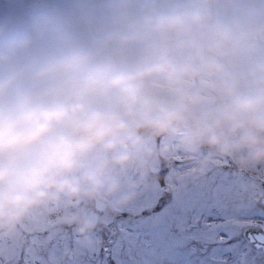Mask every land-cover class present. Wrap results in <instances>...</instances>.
<instances>
[{"label":"rangeland","instance_id":"1","mask_svg":"<svg viewBox=\"0 0 264 264\" xmlns=\"http://www.w3.org/2000/svg\"><path fill=\"white\" fill-rule=\"evenodd\" d=\"M249 226L264 0H0V264H264Z\"/></svg>","mask_w":264,"mask_h":264},{"label":"water","instance_id":"2","mask_svg":"<svg viewBox=\"0 0 264 264\" xmlns=\"http://www.w3.org/2000/svg\"><path fill=\"white\" fill-rule=\"evenodd\" d=\"M99 209L105 207L104 203H99ZM93 222H96V217H93ZM245 238L251 245L258 249L264 250V231L258 227H250L245 231Z\"/></svg>","mask_w":264,"mask_h":264}]
</instances>
